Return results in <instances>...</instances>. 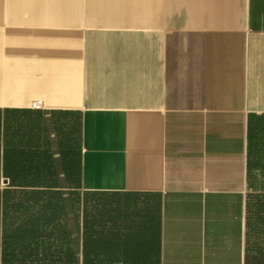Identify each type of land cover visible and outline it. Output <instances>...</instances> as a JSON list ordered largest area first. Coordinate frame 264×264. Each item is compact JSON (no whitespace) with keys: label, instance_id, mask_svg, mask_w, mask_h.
Segmentation results:
<instances>
[{"label":"crops","instance_id":"crops-1","mask_svg":"<svg viewBox=\"0 0 264 264\" xmlns=\"http://www.w3.org/2000/svg\"><path fill=\"white\" fill-rule=\"evenodd\" d=\"M66 139L160 264H264V0H0V264L4 167L63 181Z\"/></svg>","mask_w":264,"mask_h":264},{"label":"trees","instance_id":"trees-1","mask_svg":"<svg viewBox=\"0 0 264 264\" xmlns=\"http://www.w3.org/2000/svg\"><path fill=\"white\" fill-rule=\"evenodd\" d=\"M71 146L66 139L63 181H16L4 167L10 188L3 196L2 263L160 264L157 246L142 247L141 231L128 224L135 220L128 210L112 206L104 192L80 189Z\"/></svg>","mask_w":264,"mask_h":264},{"label":"rangeland","instance_id":"rangeland-1","mask_svg":"<svg viewBox=\"0 0 264 264\" xmlns=\"http://www.w3.org/2000/svg\"><path fill=\"white\" fill-rule=\"evenodd\" d=\"M246 182V251H254L264 242V225L260 224V206L264 205V160L260 162L247 152ZM5 223V222H4ZM259 252V251H258Z\"/></svg>","mask_w":264,"mask_h":264},{"label":"built area","instance_id":"built-area-1","mask_svg":"<svg viewBox=\"0 0 264 264\" xmlns=\"http://www.w3.org/2000/svg\"><path fill=\"white\" fill-rule=\"evenodd\" d=\"M42 105H43L42 100H35V101H33L31 103V108L38 110V109H41L42 108Z\"/></svg>","mask_w":264,"mask_h":264},{"label":"water","instance_id":"water-1","mask_svg":"<svg viewBox=\"0 0 264 264\" xmlns=\"http://www.w3.org/2000/svg\"><path fill=\"white\" fill-rule=\"evenodd\" d=\"M4 182L6 183L7 181L5 180Z\"/></svg>","mask_w":264,"mask_h":264}]
</instances>
